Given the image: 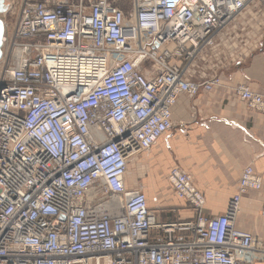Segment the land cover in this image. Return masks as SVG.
Here are the masks:
<instances>
[{
    "label": "built area",
    "instance_id": "built-area-1",
    "mask_svg": "<svg viewBox=\"0 0 264 264\" xmlns=\"http://www.w3.org/2000/svg\"><path fill=\"white\" fill-rule=\"evenodd\" d=\"M115 1L21 4L0 68V264H254L259 240L234 225L242 196L264 189L253 165L212 216L172 167L195 217L160 224L126 173L171 127L177 96L197 94L198 55L264 0Z\"/></svg>",
    "mask_w": 264,
    "mask_h": 264
},
{
    "label": "crops",
    "instance_id": "crops-1",
    "mask_svg": "<svg viewBox=\"0 0 264 264\" xmlns=\"http://www.w3.org/2000/svg\"><path fill=\"white\" fill-rule=\"evenodd\" d=\"M189 70L203 85L194 96H177L172 127L128 164L127 185L142 187L149 208L158 211V223L195 217L173 194L167 180L172 167L192 176L205 198L203 213L209 216L225 212L246 165L254 166L264 185V109L251 102L264 98V3L247 5L229 27L216 34L214 46L205 48ZM263 201L264 189L244 194L234 222L236 228L257 236L262 246L264 219L259 212ZM165 209H170V219L162 215ZM183 209L184 214L179 212ZM173 237L186 238L181 231ZM260 258L255 254L254 264H262Z\"/></svg>",
    "mask_w": 264,
    "mask_h": 264
},
{
    "label": "bare ground",
    "instance_id": "bare-ground-1",
    "mask_svg": "<svg viewBox=\"0 0 264 264\" xmlns=\"http://www.w3.org/2000/svg\"><path fill=\"white\" fill-rule=\"evenodd\" d=\"M2 2H3V5H5L6 6V10L5 11H7V12H11L12 11V5H14L15 6V13H16V15H15V19L17 18V15H18V12H19V10H20V7H21V4H23V0H2ZM4 11V12H5ZM127 12V11H126ZM1 13H3V12H0V14ZM239 14V13H238ZM238 14L234 17V19L227 25V26H225L224 28H226V27H229L230 25H231V23L235 20V18L238 16ZM14 19V20H15ZM0 20L2 21V24H3V34H2V37H1V58H0V60H3V58H4V55H5V52H6V49H4V46L6 45V47H7V44L6 43H9V41L11 40V39H13V38H11V34H10V32H8V25L3 21V19L0 17ZM15 22V21H14ZM14 26V25H13ZM224 28H222V29H224ZM221 29V30H222ZM220 30V31H221ZM11 31V30H10ZM219 32V31H218ZM217 32V33H218ZM216 33V34H217ZM10 34V37L8 36ZM216 34L214 35V37H213V46H214V43H215V36H216ZM13 35V34H12ZM13 37V36H12ZM4 38H6V41L4 40ZM8 47H9V45H8ZM210 47H212V46H210ZM209 48V47H208ZM20 51H21V49L20 48H18V47H15V50H14V52H15V55H18L19 53H20ZM203 85V83H200V85ZM256 98V97H255ZM251 102H253L254 104H256L258 107H260V108H262V109H264L263 107H264V98L263 99H259V98H256V100H251ZM171 123H172V118H171ZM171 127H172V124H171ZM170 127V128H171ZM169 128V129H170ZM136 155V154H135ZM132 158H133V156H132ZM131 160V159H130ZM127 173H128V168H127ZM126 173V174H127ZM238 185V184H237ZM138 187H140L141 188V190L144 192V190L142 189V187L140 186V185H138ZM144 194H145V192H144ZM235 194V193H234ZM146 196V195H145ZM147 199V198H146ZM230 200V199H229ZM228 200V201H229ZM228 203V202H227ZM148 205V204H147ZM149 207V206H148ZM227 207V206H226ZM151 209V208H150ZM153 210V212H154V218L156 217V214H157V209H152ZM226 211V210H225ZM237 216V215H236ZM236 218V217H235ZM155 222L156 223H158L157 221H156V219H155ZM234 222H235V220H234ZM162 223H164V222H162ZM158 224H160V223H158ZM234 225H235V223H234ZM236 227V226H235ZM238 229V228H237ZM240 230V229H239ZM241 231H245V230H241ZM246 232V231H245ZM248 232V231H247ZM250 233V232H249ZM252 234V233H251ZM253 235V234H252ZM255 236V235H254ZM258 240H259V249H255L256 251H254V261H255V254H257V253H259L260 255H261V258L260 259H262V256L264 255V246H262L261 245V243H260V239L257 237V236H255Z\"/></svg>",
    "mask_w": 264,
    "mask_h": 264
},
{
    "label": "rangeland",
    "instance_id": "rangeland-1",
    "mask_svg": "<svg viewBox=\"0 0 264 264\" xmlns=\"http://www.w3.org/2000/svg\"><path fill=\"white\" fill-rule=\"evenodd\" d=\"M115 3L121 8V9H123L124 11H129L130 10V1L129 0H116L115 1ZM15 6L14 5H12V11L11 12H7V11H5V12H3V13H1L0 14V17L3 19V21L8 25V32H10V30H11V28H12V26L14 25V19H15V15H16V13H15ZM4 49H6V45L4 46ZM3 65V63H2V60H0V68H1V66ZM194 77V76H193ZM197 81H199V79H197L196 78V76L194 77ZM131 164V163H130ZM151 198L149 197V204L151 205L152 204V202H151ZM153 201V200H152ZM168 210H170V209H168ZM168 210H166L165 209V213L163 212L162 213V215L164 216V217H166L167 219H170V217H172L169 213H167V211ZM181 211H182V214H184V213H186L187 211H185V209H183V210H180L179 212L181 213ZM175 217V216H174ZM176 218V217H175Z\"/></svg>",
    "mask_w": 264,
    "mask_h": 264
},
{
    "label": "water",
    "instance_id": "water-1",
    "mask_svg": "<svg viewBox=\"0 0 264 264\" xmlns=\"http://www.w3.org/2000/svg\"><path fill=\"white\" fill-rule=\"evenodd\" d=\"M6 10V6L3 5V2L2 0H0V12H4ZM2 34H3V24H2V21L0 20V58H1V37H2Z\"/></svg>",
    "mask_w": 264,
    "mask_h": 264
}]
</instances>
